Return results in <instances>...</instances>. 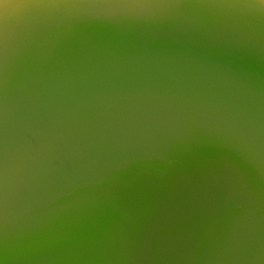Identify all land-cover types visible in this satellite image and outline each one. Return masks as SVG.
Segmentation results:
<instances>
[{
  "label": "bare ground",
  "instance_id": "bare-ground-1",
  "mask_svg": "<svg viewBox=\"0 0 264 264\" xmlns=\"http://www.w3.org/2000/svg\"><path fill=\"white\" fill-rule=\"evenodd\" d=\"M157 1L68 0L54 13L37 6L45 23L26 28L31 12L8 11L0 75L42 43L57 45L64 33L107 23L121 3L146 8ZM196 65L221 62L186 48H104L12 120L16 99L0 105V236L11 242L10 258L41 245L46 218L83 201L124 204L133 214L143 199L216 208L229 218L240 211L264 216V103Z\"/></svg>",
  "mask_w": 264,
  "mask_h": 264
},
{
  "label": "water",
  "instance_id": "water-1",
  "mask_svg": "<svg viewBox=\"0 0 264 264\" xmlns=\"http://www.w3.org/2000/svg\"><path fill=\"white\" fill-rule=\"evenodd\" d=\"M66 1L52 0L43 7L48 13L63 12ZM157 2L146 8L121 3L107 23L64 33L57 45L42 43L43 50L11 74L0 75V105L16 99L9 120L98 50L141 44L214 57L220 68H196L218 74L224 79L219 83L264 103V16L259 9L198 0ZM36 8L9 11L31 12L26 28L31 22L45 23V14ZM99 201L95 206L83 201L50 215L37 239L41 245L20 249L6 264H264L262 215L240 211L229 218L216 208L153 206L143 199L134 214L130 209L126 214L124 204Z\"/></svg>",
  "mask_w": 264,
  "mask_h": 264
},
{
  "label": "snow or ice",
  "instance_id": "snow-or-ice-1",
  "mask_svg": "<svg viewBox=\"0 0 264 264\" xmlns=\"http://www.w3.org/2000/svg\"><path fill=\"white\" fill-rule=\"evenodd\" d=\"M52 0H0V26L6 25L9 9L43 6ZM201 3H226L230 6L259 9L264 16V0H198ZM10 260V252L6 240L0 236V264Z\"/></svg>",
  "mask_w": 264,
  "mask_h": 264
}]
</instances>
